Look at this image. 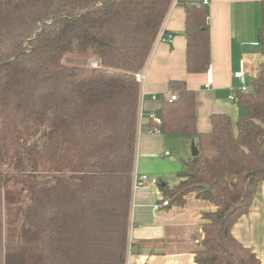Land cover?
Wrapping results in <instances>:
<instances>
[{
    "label": "trees",
    "instance_id": "16d2710c",
    "mask_svg": "<svg viewBox=\"0 0 264 264\" xmlns=\"http://www.w3.org/2000/svg\"><path fill=\"white\" fill-rule=\"evenodd\" d=\"M173 0H0V189H15L22 222L40 241L39 264H124L141 71ZM184 9L186 70L210 67L208 10ZM261 58L235 121L210 115L196 127V93L170 80L151 127L194 140L179 182L161 189L176 203L194 192L202 214L197 264H264L232 234L264 181V0ZM68 55L76 62L68 64ZM91 59L93 63L86 64Z\"/></svg>",
    "mask_w": 264,
    "mask_h": 264
},
{
    "label": "crops",
    "instance_id": "0c3cea01",
    "mask_svg": "<svg viewBox=\"0 0 264 264\" xmlns=\"http://www.w3.org/2000/svg\"><path fill=\"white\" fill-rule=\"evenodd\" d=\"M261 1L207 0L210 67L204 73H189L186 70L184 9L175 0L170 5L141 70L143 80L139 83L133 172L156 177L159 184L132 188L128 243L132 246L129 256L135 264H197L193 253L201 246L202 214L214 211L216 206L194 192L188 193L183 203H176L161 189L162 183L169 190L177 185L180 179L178 172L184 168V161L192 157L191 149L188 153L186 147L194 140L181 135L186 137L181 140L187 156L179 164L167 149L162 151L167 143L171 144L174 140L171 139L172 135L151 131L150 113L160 108L162 97L168 95V82L182 80L196 93L198 132L211 130V114L226 113L233 121L242 114L241 105L236 99H229L228 94L234 93L231 89L239 85L234 72L243 71L249 81L261 58L257 41ZM161 33L171 34V40H161ZM177 142L180 140L177 139ZM157 150L161 154L157 155ZM160 155L170 156V160L165 161ZM163 200H167L168 204L155 209L154 205ZM232 234L259 258L263 257L264 181L257 184L252 203L232 226Z\"/></svg>",
    "mask_w": 264,
    "mask_h": 264
},
{
    "label": "rangeland",
    "instance_id": "374dc122",
    "mask_svg": "<svg viewBox=\"0 0 264 264\" xmlns=\"http://www.w3.org/2000/svg\"><path fill=\"white\" fill-rule=\"evenodd\" d=\"M68 64L76 62L75 58L68 55L65 59ZM93 63L91 59L86 61V64ZM240 113L244 112V107L240 106ZM168 135V134H165ZM174 141L162 149L168 150L170 156L179 164L181 159H186L187 152L191 149V143L185 148L181 139H186L185 136L172 135ZM177 139L180 142H177ZM180 143V144H179ZM183 144V147H182ZM161 151V152H162ZM161 154L157 150V155ZM165 161L170 160L169 157H164ZM159 157V156H158ZM161 180L163 178L160 177ZM11 188L7 194L4 189H0V264H39L40 263V241L29 227L22 222L21 216L17 211L18 198L16 192Z\"/></svg>",
    "mask_w": 264,
    "mask_h": 264
},
{
    "label": "built area",
    "instance_id": "2783aa9c",
    "mask_svg": "<svg viewBox=\"0 0 264 264\" xmlns=\"http://www.w3.org/2000/svg\"><path fill=\"white\" fill-rule=\"evenodd\" d=\"M177 1V0H175ZM203 4H207V0H202ZM160 39L161 40H171V34L169 33H161L160 35ZM234 77L237 78L239 80V85H238V89L246 92L250 89V84L248 79L246 78L245 74L243 71H236L234 72ZM135 78L137 80V82H141L143 80V74L141 71L137 72L135 74ZM209 85H206V87H208ZM234 89L232 88L231 91H233ZM153 98H155L153 96ZM176 98L175 94L173 93H169L167 95V99L169 101L174 100ZM228 98L229 99H236V96L234 95L233 92H230L228 94ZM150 119L152 121H158L159 119L157 118V114L156 111H152L150 113ZM151 131L152 132H158L157 128L155 127H151ZM159 184V180L156 177H149L146 173H134L133 172V180H132V188H137V187H142L145 186L147 184ZM168 201L167 200H163L162 203H157L154 205L155 209H158L161 205H167ZM131 244L127 243V250H126V257H125V263L124 264H135V262L130 258L129 253L131 250Z\"/></svg>",
    "mask_w": 264,
    "mask_h": 264
},
{
    "label": "water",
    "instance_id": "95a60500",
    "mask_svg": "<svg viewBox=\"0 0 264 264\" xmlns=\"http://www.w3.org/2000/svg\"><path fill=\"white\" fill-rule=\"evenodd\" d=\"M156 114H157V118L160 119L161 116H162V111H161L160 108H158V109L156 110ZM197 154H198V149H197V147H196L194 141H191V155H192V156H196ZM161 185L164 186L165 184L162 183Z\"/></svg>",
    "mask_w": 264,
    "mask_h": 264
}]
</instances>
